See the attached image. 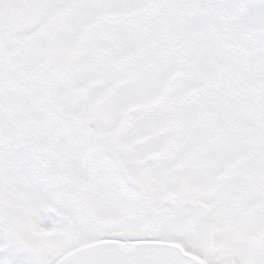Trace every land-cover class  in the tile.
<instances>
[{"label":"snow or ice","instance_id":"6c2138e0","mask_svg":"<svg viewBox=\"0 0 264 264\" xmlns=\"http://www.w3.org/2000/svg\"><path fill=\"white\" fill-rule=\"evenodd\" d=\"M0 264H264V0H0Z\"/></svg>","mask_w":264,"mask_h":264}]
</instances>
